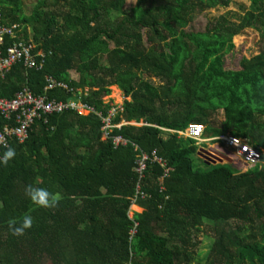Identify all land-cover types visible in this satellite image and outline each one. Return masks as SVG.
I'll return each instance as SVG.
<instances>
[{
  "label": "trees",
  "instance_id": "trees-1",
  "mask_svg": "<svg viewBox=\"0 0 264 264\" xmlns=\"http://www.w3.org/2000/svg\"><path fill=\"white\" fill-rule=\"evenodd\" d=\"M26 1L0 6L45 63L41 70L14 66L0 80V98L24 87L43 95L51 76L69 90L55 88L50 99L68 102L82 90L96 114L43 117L24 143L11 142L16 155L0 164V264H194L204 229L214 235L207 264H264V166L213 165L197 141L178 134L198 123L264 154V0H249L237 19L228 11L209 20L201 32L186 29L232 0H136L129 9L128 0H36L28 15ZM246 28L260 32L262 48L227 70L233 38ZM113 86L126 100L112 123L124 124L104 139ZM6 124L0 116V131ZM115 137L127 143L116 146ZM142 153L150 160L140 177ZM194 156L205 170L195 169ZM29 185L56 194L57 206L33 204ZM135 197L141 211L131 218ZM25 215L32 227L12 235L8 222Z\"/></svg>",
  "mask_w": 264,
  "mask_h": 264
},
{
  "label": "built area",
  "instance_id": "built-area-1",
  "mask_svg": "<svg viewBox=\"0 0 264 264\" xmlns=\"http://www.w3.org/2000/svg\"><path fill=\"white\" fill-rule=\"evenodd\" d=\"M21 32L22 28L19 24L10 23L5 20L3 9L0 6V80H4L16 65H21L25 70H41L44 66L45 53L37 50V46L31 36L26 40L20 39L19 33ZM55 88L69 90L66 84L59 83L51 76H47L43 95H35L28 87H24L17 91L11 99L0 98V116L7 121V124L0 131V156L2 151L6 149L5 145L9 147L12 141L24 143L28 139L35 121L38 119L62 114L67 110L76 111L80 115L96 114L94 108L83 103L82 90H78L76 99L63 102L48 97L47 93ZM121 109L122 107L114 108L113 106L108 116L102 119L104 124L102 127L104 139L109 137L112 128H119L124 124L114 126L112 123L117 111ZM97 115L100 116L98 113ZM163 130L174 133V131ZM178 134L197 141L199 146L202 143L223 145L234 153L245 166L254 167L257 164H261L262 153L252 147L249 140L245 138L236 137L230 133L205 138V126L198 123L190 124L185 132H178ZM113 142L116 146L120 143L123 145L127 143L121 137H115ZM153 156L152 161L163 165V162L155 153H153ZM149 160V156L145 153L139 156L136 172L140 177L143 175ZM168 171L167 169L166 173ZM136 197L132 202V207L136 206Z\"/></svg>",
  "mask_w": 264,
  "mask_h": 264
},
{
  "label": "rangeland",
  "instance_id": "rangeland-1",
  "mask_svg": "<svg viewBox=\"0 0 264 264\" xmlns=\"http://www.w3.org/2000/svg\"><path fill=\"white\" fill-rule=\"evenodd\" d=\"M158 3L160 0H157ZM36 0H27L24 6V13L26 15L31 13L32 8L36 4ZM136 4V0H128L125 9H129ZM250 1L249 0H232L228 6H218L213 9L207 10L204 13L197 16V18L187 27V32H201L205 30V27L209 20L217 18L219 15L224 14L228 11L232 13L234 19H237L239 16L243 15L246 10L249 9ZM235 47L225 57V69L227 70H238L240 68V60L243 57H252L259 53L262 48L260 32L253 28H246L241 33L237 34L233 38ZM71 77L74 80L78 79V75L75 72H71ZM146 80L151 81L153 84L158 85V80L154 77L145 76ZM115 88L118 89L119 93L115 94ZM126 100L124 93L117 87H111V94L105 98V102L108 103L112 101L114 108L122 107L124 101ZM215 122L223 120V113L220 111L214 117ZM131 124L136 125L134 122ZM185 137V136H184ZM205 138L214 137L213 132L210 129H207L204 134ZM199 148H201L202 153L201 156L206 155L209 158H214L216 151H223L229 154L231 159L230 166L234 171H239L246 168H251L245 166L240 159H238L234 153H232L228 148L223 145L214 144L210 145L209 143L200 144ZM220 156V155H218ZM221 157V156H220ZM194 166L195 169L205 170V164L199 159L198 156H194ZM209 159V161H212ZM216 159V158H214ZM217 163H220V159H216ZM222 164H227V160H223ZM140 208L133 206L130 211V216L132 217L135 212H140ZM196 241L198 242V247L196 248L197 261L194 264H207L206 259L207 255L210 251V248L214 242V235L210 230L204 229V231L196 234Z\"/></svg>",
  "mask_w": 264,
  "mask_h": 264
},
{
  "label": "clouds",
  "instance_id": "clouds-1",
  "mask_svg": "<svg viewBox=\"0 0 264 264\" xmlns=\"http://www.w3.org/2000/svg\"><path fill=\"white\" fill-rule=\"evenodd\" d=\"M6 151L0 156V164L7 166L10 160L14 159L16 152L12 147L5 145ZM25 195L31 202L39 207L54 208L59 203L56 194L50 192L46 188L34 187L29 185L25 188ZM33 225V218L30 215H25L21 221L10 220L8 228L12 235L22 236L27 229Z\"/></svg>",
  "mask_w": 264,
  "mask_h": 264
},
{
  "label": "water",
  "instance_id": "water-1",
  "mask_svg": "<svg viewBox=\"0 0 264 264\" xmlns=\"http://www.w3.org/2000/svg\"><path fill=\"white\" fill-rule=\"evenodd\" d=\"M201 150H202V149H201ZM201 150L199 151L200 154L202 153ZM215 155H220V156H221V157L219 156L221 161H220V163H218V164H222L221 162H222L224 159L227 160V164H230L231 159H230L228 153L223 152V151H218ZM200 156H201V155H200ZM201 158L204 159L206 162H209V163H211V164H213V165H217V164H216V163H217L216 160H212L211 158H209V157L206 156V155L201 156ZM209 159H211L212 161H209ZM260 162H261V165L264 166V154H262Z\"/></svg>",
  "mask_w": 264,
  "mask_h": 264
},
{
  "label": "flooded vegetation",
  "instance_id": "flooded-vegetation-1",
  "mask_svg": "<svg viewBox=\"0 0 264 264\" xmlns=\"http://www.w3.org/2000/svg\"><path fill=\"white\" fill-rule=\"evenodd\" d=\"M216 153L218 152V151H216V150H214ZM213 155V157L214 158H216V159H220V157L218 156V155H214V153L212 154ZM214 158H212V160H216V159H214Z\"/></svg>",
  "mask_w": 264,
  "mask_h": 264
}]
</instances>
